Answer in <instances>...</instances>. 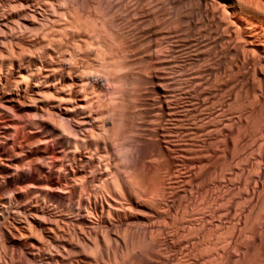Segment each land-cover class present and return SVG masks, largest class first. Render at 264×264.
Returning a JSON list of instances; mask_svg holds the SVG:
<instances>
[{
  "label": "bare ground",
  "instance_id": "bare-ground-1",
  "mask_svg": "<svg viewBox=\"0 0 264 264\" xmlns=\"http://www.w3.org/2000/svg\"><path fill=\"white\" fill-rule=\"evenodd\" d=\"M0 29V264H236L215 207L168 211L231 126L215 47L256 69L264 0H0Z\"/></svg>",
  "mask_w": 264,
  "mask_h": 264
},
{
  "label": "rangeland",
  "instance_id": "rangeland-1",
  "mask_svg": "<svg viewBox=\"0 0 264 264\" xmlns=\"http://www.w3.org/2000/svg\"><path fill=\"white\" fill-rule=\"evenodd\" d=\"M17 30L14 31V35L17 34L18 36H23L26 33V32L24 33V32H20ZM0 31H1V29H0ZM1 34L2 33L0 32V36H1ZM7 35L2 34L4 39L3 38L0 39L1 40L0 44L3 41H4V44H7V42L5 41L6 36H7V39H9L11 34H7ZM27 36H30V35L29 34L26 35L27 39H29L30 37L34 38L33 35H31L29 38ZM31 38H30V40H31ZM1 46H3V43ZM1 46H0V49H3V47H1ZM215 49H216V51L214 53V67L216 69L214 68V76H215L214 77V84H215L214 90L215 89L216 90H215L214 109H215L216 114L218 113L216 121L219 120L218 123H220L222 121V120L220 121V119H222V117H229V119L231 120L229 124L231 126L228 127V131H226L224 129H222L223 130L222 131L219 128L217 129L218 130L217 138H216L215 144H214L215 157H214V161H213L212 165H214V163H216V162L217 163L214 166L211 165V167H208V169L205 168L206 170L202 169V171H205V172H202L200 170L198 172V175H201V174L202 175L200 177L198 175H196V177H198V178H195L197 181L194 179L195 181H193L194 184L191 187V191H190V189H188L185 194L183 192H179L175 196V202H174L172 208L169 209L170 211H168V212H170V213H175V212L183 213V211L188 212V210L190 211V207H191V212L192 211L195 212L197 210H200L201 213H200V211H197V212H198V214L199 213L202 214V211L206 210L203 213L204 214L208 213L207 215H210V214H213L212 209H214V207H215L214 211L215 210L216 211L214 212V217H213V215H210V216H212V219H213V222H212L213 223V230L216 228L214 231V234L216 237H218L220 234V237L218 238V240H222V241L227 240V241L231 242L230 244L232 247V256H233L232 258H234L233 261H236V264L237 263H239V264H254V263L255 264L256 263L257 264L258 263L264 264V66H263L264 65V58L261 57V61H262V62H260L261 64L256 66L257 68L253 70L252 68H254L255 66L253 67V64L251 62H249L250 64L248 63L247 65L244 63L245 64L244 65L243 64L244 60L241 56H236V54H234L233 51L230 53L225 52V50L222 48L221 43L220 44L218 43L216 45ZM226 53H227V55H225ZM216 55H217V57H216ZM221 56H222V58H221ZM257 56L258 55H256V57H254V58L257 59ZM238 57H240L241 59ZM232 58H235L234 62H232V60H233ZM229 64H231V65H229ZM249 65H251V66L248 68ZM236 67H238V68H236ZM245 70H246V72H245ZM220 72H221V75H220ZM253 73H255V74H253ZM222 74H224L225 76L223 75L224 76L223 77ZM254 75H255L256 79L254 78ZM259 86L261 89L259 88ZM228 91H229V93H228ZM260 92H261V94H260ZM221 101H222V103H221ZM227 103H228V105H227ZM229 103L231 104V106ZM227 106H228V109H227ZM222 110H223V112L225 111L227 113L226 116L224 115L225 112L222 113ZM240 110H241V112H240ZM228 112H230V114ZM237 112H239V113H237ZM241 113H243V114L241 115ZM241 118H243V119H241ZM244 121L246 122V124ZM241 124H242V126H240ZM236 125H238V126H236ZM230 129H232V130H230ZM241 129H242V131H241ZM225 133H228V138L226 139V142L224 141L223 136H222V135H225ZM236 133H237V137H236ZM219 141H223L224 144H223V142H219ZM219 143H221V144H219ZM218 144L220 145L219 147H218ZM225 144L228 145V148ZM226 148H227V150H226ZM225 151L227 153H225ZM231 154H232V156H231ZM223 156H226V158H225L226 160L225 159L223 160V158H224ZM215 160H216V162H215ZM225 161H229V162L224 163ZM225 167H226V170H225ZM27 168L28 167H26L25 170L27 172L30 171ZM213 169H215V170H213ZM222 170L227 172L228 176ZM207 171H208V173H207ZM223 172L225 175H223ZM229 173H231V174H229ZM213 174H215L216 177H214L215 175H213ZM223 176H226V177H223ZM219 177L221 179L223 177L222 180H224V181H222ZM225 178H226V180H225ZM199 179L201 181H199ZM210 181H212V182H210ZM215 181H217V183ZM222 182H224V184ZM229 184H232V185H229ZM194 185H196V186H194ZM200 188H201V190H200ZM202 189H204V191ZM217 191L220 193H218ZM228 191H230V192H228ZM210 192L212 194L215 192L216 193V194L214 193L215 196L212 195ZM208 193H209V195H206ZM206 196H207V199H206ZM221 196H223V197H221ZM181 198H182V200H181ZM222 198H223V200H219ZM200 199H202V200H200ZM215 200H216V202H213ZM228 200H230L231 202L230 201L228 202ZM189 201H190V203H189ZM194 201H196V202L194 203ZM199 201H201V202H199ZM210 202H212V203H210ZM222 203H224V204L222 205ZM225 203H227V204H225ZM188 204H190V205H188ZM192 204H194V205H192ZM209 204H213V206L211 205V208H210L211 210L210 209L207 210V205L209 206ZM204 205L206 206V208ZM225 205L228 207H226ZM195 206H197V208H196L197 210L195 209ZM192 207L195 211L192 210ZM219 207H221V209H219ZM222 208H223V210H222ZM217 209H219V210L217 211ZM219 215H220V217H219ZM221 217H223L224 219ZM215 219L216 220L218 219V220L216 221ZM225 219H226V222H225ZM245 220H247V221H245ZM243 221H245V222H243ZM245 223H246V227H245ZM234 227L236 229H234ZM221 228L223 230V233H222ZM232 228H233V230H232ZM240 228H242V232H241ZM230 230H231V232H230ZM219 231H220V233H219ZM238 232H240V233H238ZM232 233L234 235H232ZM244 234L246 237L244 236ZM221 236H224L225 240L223 239L224 237H221ZM228 237H230V238H228ZM236 237H238V238H236ZM244 237H245V239H244ZM235 238H236V240H235ZM241 240H243L244 242ZM253 241H255V242H253ZM218 244H217V246H221V242L219 245ZM243 244H245V245H243ZM254 249H256V251L258 250L257 256L255 253L256 251ZM259 251H261V252H259ZM243 253H244V255H243ZM251 254H253V255H251ZM259 258H260V260H259Z\"/></svg>",
  "mask_w": 264,
  "mask_h": 264
}]
</instances>
